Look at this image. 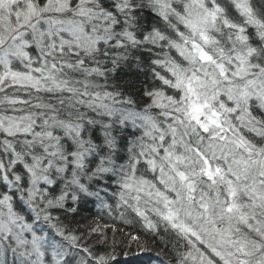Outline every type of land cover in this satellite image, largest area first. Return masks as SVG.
<instances>
[{"label":"snow or ice","instance_id":"snow-or-ice-1","mask_svg":"<svg viewBox=\"0 0 264 264\" xmlns=\"http://www.w3.org/2000/svg\"><path fill=\"white\" fill-rule=\"evenodd\" d=\"M154 244L264 264V0H0V264Z\"/></svg>","mask_w":264,"mask_h":264},{"label":"trees","instance_id":"trees-1","mask_svg":"<svg viewBox=\"0 0 264 264\" xmlns=\"http://www.w3.org/2000/svg\"><path fill=\"white\" fill-rule=\"evenodd\" d=\"M97 211L92 209V212ZM87 218L91 220L93 217L91 212L84 211L81 213V216L76 219L82 220ZM107 219V217H105ZM104 221L101 220V223ZM117 242H119V237H117ZM163 258V253L160 247L155 244L153 247L147 251L142 248H137L133 246L131 249L124 247L123 251H120V248H117V262L116 264H158L159 259Z\"/></svg>","mask_w":264,"mask_h":264}]
</instances>
